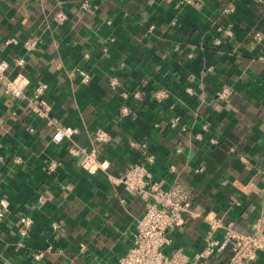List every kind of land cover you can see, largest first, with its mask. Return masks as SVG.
Masks as SVG:
<instances>
[{"label": "crops", "instance_id": "1", "mask_svg": "<svg viewBox=\"0 0 264 264\" xmlns=\"http://www.w3.org/2000/svg\"><path fill=\"white\" fill-rule=\"evenodd\" d=\"M20 56L7 75L20 74L26 92L47 84L48 111L0 85V264H114L132 244L142 199L82 170L69 141L51 139L56 127H74L73 141L97 147L114 175L141 163L164 187L178 177L193 215L168 231L166 254L199 250L207 213L254 231L264 212V0H0V60ZM97 128L110 140L96 143ZM232 245L222 237L201 264L227 262ZM243 264H264V249Z\"/></svg>", "mask_w": 264, "mask_h": 264}, {"label": "built area", "instance_id": "2", "mask_svg": "<svg viewBox=\"0 0 264 264\" xmlns=\"http://www.w3.org/2000/svg\"><path fill=\"white\" fill-rule=\"evenodd\" d=\"M179 5H188L195 0H174ZM58 21H64L66 14L63 11L56 13ZM25 51H30L36 46L33 38L24 41ZM105 50V46H101ZM24 63L22 56L16 57L12 62L0 60V85L5 94L20 97L28 101L32 110L40 116H47L48 108L44 106L43 94L48 86L45 83H37L30 92H26V85L23 77L17 74L13 77L7 75L11 64L20 66ZM81 80L87 82L89 75L79 70ZM189 90V89H188ZM230 88L224 87L218 93L220 100H226L230 95ZM167 93L164 89L156 91V97H163ZM120 113H128L127 105H122ZM178 117L170 120L169 125L175 127L179 124ZM185 126H182V129ZM76 129L71 126L63 128L56 127L51 139L59 142L66 138L69 141L67 153L76 161L78 166L86 172L100 171L105 173L113 184L121 185L130 195L139 196L144 203V211L137 219L132 244L128 251L117 259L114 264H201L208 260L222 243V237L232 242V253L227 262L223 264H243L250 259L255 251L264 249V212L253 224L254 231L243 234L236 231L231 220H224L222 217L207 213L203 216L206 224V235L203 246L192 253L186 254L181 249H174L168 255L164 247L168 245L171 238L168 231L174 227H182L186 219L193 215L189 210L190 199L187 190L177 176L173 178L170 187H164L157 181L149 179V173L144 164L134 163L123 173L114 175L109 172V160L99 154L97 147H85L73 141L72 136ZM96 143H104L110 140V133L97 128L94 131ZM200 136V132L197 133ZM214 141V139H211ZM148 162L153 157H147ZM57 162L47 161V169L53 170ZM201 170V168H198ZM264 210V207H263ZM23 225L29 224V217L20 218ZM24 228H22V231ZM41 253L34 255L40 258Z\"/></svg>", "mask_w": 264, "mask_h": 264}]
</instances>
